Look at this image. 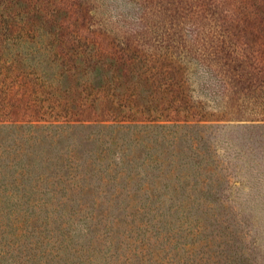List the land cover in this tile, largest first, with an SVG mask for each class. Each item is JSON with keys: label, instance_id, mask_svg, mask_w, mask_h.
<instances>
[{"label": "rangeland", "instance_id": "374dc122", "mask_svg": "<svg viewBox=\"0 0 264 264\" xmlns=\"http://www.w3.org/2000/svg\"><path fill=\"white\" fill-rule=\"evenodd\" d=\"M25 5L39 6L0 0L5 175L12 150L11 158L29 168L28 188L39 176L93 178L80 200L84 210L124 226L129 208L92 207L99 182L124 190L128 181L116 185L113 177L145 175L135 164L161 158L166 148L170 156L173 140L183 137L187 145L196 136L198 126L176 133L175 123H213L201 133L212 144L231 140L240 154L229 171L239 216L252 231L243 264H264V0H50L15 18ZM64 207L68 215L57 212L51 227L79 208L74 200ZM236 220L228 223L236 227ZM115 236L120 244L122 235Z\"/></svg>", "mask_w": 264, "mask_h": 264}, {"label": "trees", "instance_id": "16d2710c", "mask_svg": "<svg viewBox=\"0 0 264 264\" xmlns=\"http://www.w3.org/2000/svg\"><path fill=\"white\" fill-rule=\"evenodd\" d=\"M49 1L37 0V8L25 5L14 17L20 15L22 20L34 9L42 11ZM174 125L176 133L187 125L199 127L196 136L187 137L189 151L181 142L183 137L176 138L170 156L165 155L166 148L161 158H153L155 163L135 164L142 167L145 175L139 172L123 179L113 177L116 185H123L118 183L121 180L128 181L124 190L103 189L104 182H99V194L92 207L107 204L105 209L129 208L124 226L120 218L97 220L95 213L88 215L84 210L80 200L86 188L93 185V178L39 176L28 188L29 168L18 165L11 158V150L4 164L11 175H5L3 164L0 167V264H115V260L121 264H243L249 252L242 245L252 231L239 216L243 207L233 195L231 188L237 180L229 171L235 169L233 165L240 154L231 140L218 139L212 144L210 137L201 133L204 126L218 125ZM3 148L0 146V157L4 155ZM186 164L194 166V174L182 171ZM59 185L65 193L61 194ZM69 200L77 203L76 213L51 227L57 212L68 215L65 207H60ZM231 218L238 219L239 225L228 223ZM76 219L80 224L72 228ZM41 225L49 232L44 234ZM119 233L123 238L115 244Z\"/></svg>", "mask_w": 264, "mask_h": 264}]
</instances>
